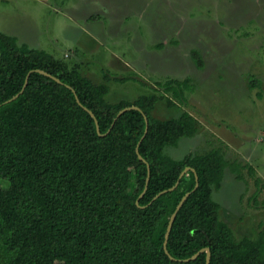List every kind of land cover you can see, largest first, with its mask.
Returning <instances> with one entry per match:
<instances>
[{"label": "trees", "instance_id": "obj_1", "mask_svg": "<svg viewBox=\"0 0 264 264\" xmlns=\"http://www.w3.org/2000/svg\"><path fill=\"white\" fill-rule=\"evenodd\" d=\"M192 56L202 66L201 55ZM31 70L23 92L3 104L23 89ZM188 85V79L170 78L156 88L171 93L166 101L173 106L186 100ZM108 93L109 86L93 81L79 64L0 32V182L7 184L0 185V264H206V252L183 261L204 247L211 251L209 264H264V228L255 238H236L213 197L225 170L239 169L216 148L181 159L165 152L198 133L197 118L186 110L157 116L163 93L114 103ZM76 96L95 114L103 135ZM132 105L148 119L146 134L141 111L130 109L116 119ZM137 147L150 169L141 198L148 167ZM187 166L199 185L173 223L171 259L163 247L166 228L194 188L195 173L154 197L173 187Z\"/></svg>", "mask_w": 264, "mask_h": 264}, {"label": "rangeland", "instance_id": "obj_2", "mask_svg": "<svg viewBox=\"0 0 264 264\" xmlns=\"http://www.w3.org/2000/svg\"><path fill=\"white\" fill-rule=\"evenodd\" d=\"M0 32L79 64L109 86L113 103L161 94L156 84L170 78L188 79L186 100L169 106L171 93H163L156 115L186 110L199 131L165 152L181 159L220 150L239 169L228 167L213 193L220 217L236 238L258 236L264 228V0H0Z\"/></svg>", "mask_w": 264, "mask_h": 264}, {"label": "water", "instance_id": "obj_3", "mask_svg": "<svg viewBox=\"0 0 264 264\" xmlns=\"http://www.w3.org/2000/svg\"><path fill=\"white\" fill-rule=\"evenodd\" d=\"M34 71H37V72H39V73H41V74H44V75H46V76L52 78L53 80H55V81L61 83V80H60L59 78H57L56 76H53V75L49 74L48 72H46V71H44V70L37 69V70H34ZM32 72H33V70H31V71L29 72V74L27 75V79H26V81H25V83H24L23 89H22L19 93H17L16 95H14V96L11 97L10 99H8L7 101H5L3 104L9 103V102L15 100V99H16V98H17V97L23 92L24 88H25L26 85H27L29 75H30V73H32ZM68 87H69V86H68ZM72 90H73V89H72ZM73 92H74V94H76L75 90H73ZM76 101L79 103V105H81V106H82V107H83V108H84V109H85V110H86V111H87V112H88V113L94 118L98 134H99V135H103V134H101V132H100L99 124H98L97 118L95 117V114H94L90 109H88L87 107L83 106V105L81 104V102H80V100H79V98H78L77 96H76ZM130 109H136V110L141 111V112L143 113V111H142L138 106H136V105H132V106L125 107V108L121 109V110L118 112V114H117V116H116V119H117L118 117H120L125 111L130 110ZM143 115H144V118H145V121H146V129H145V134H146L147 131H148V119H147V117H146V115H145L144 113H143ZM144 136H145V135H144ZM144 136L141 138V140L144 138ZM137 154H138V157H139L141 160H143V161L147 164V167H148V175H147V179H146V187H145L144 191L142 192V194L139 196V198H141V197L143 196V194H144L146 188H147V184H148L149 179H150V169H149V164L147 163V161H146V160L141 156V154L139 153L138 147H137ZM189 171H193V172L195 173V176H196V183H195V186H194V188L192 189V191L187 192V193L181 198V200L179 201V203H178L177 206H176V209L174 210V212H173L172 215L170 216L169 221H168V225H167V228H166L165 240H164L163 247H164L165 253H166L171 259H173V257L169 254V252H168V250H167V242H168V238H169V236H170V233H171V230H172V227H173V223H174V221H175V219H176V216H177L179 210L181 209V207L183 206V204L185 203V201L187 200V198L190 196V194H191L192 192H194V191L197 189L198 185H199V178H198V176H197V174H196L195 169L192 168V167H190V166L185 167L184 170L181 172V174H180V176H179L177 182L175 183V185H174L173 187H171V188H169V189H166V190H163V191L159 192V193L154 197V199H156V198H158L160 195H162L163 193H166L167 191H172V190H174V189L177 187V185H178L180 179H181V178H182L187 172H189ZM138 200H139V199H138ZM138 200H137V202H136L137 204H138V202H139ZM202 252H206V264H209V263H210V260H211V251H210V248H209V247L201 248L199 251H197V252H196L195 254H193L191 257L186 258V259H184L183 261H190V260L196 259V258H197Z\"/></svg>", "mask_w": 264, "mask_h": 264}, {"label": "crops", "instance_id": "obj_4", "mask_svg": "<svg viewBox=\"0 0 264 264\" xmlns=\"http://www.w3.org/2000/svg\"><path fill=\"white\" fill-rule=\"evenodd\" d=\"M86 32V30H84ZM87 36L90 38V40L93 42H96L97 44L100 43V40L98 38V34L91 33L87 31ZM200 54V53H199ZM202 58V57H201Z\"/></svg>", "mask_w": 264, "mask_h": 264}, {"label": "built area", "instance_id": "obj_5", "mask_svg": "<svg viewBox=\"0 0 264 264\" xmlns=\"http://www.w3.org/2000/svg\"><path fill=\"white\" fill-rule=\"evenodd\" d=\"M67 56V55H66Z\"/></svg>", "mask_w": 264, "mask_h": 264}]
</instances>
